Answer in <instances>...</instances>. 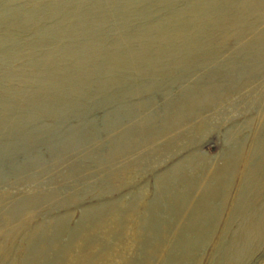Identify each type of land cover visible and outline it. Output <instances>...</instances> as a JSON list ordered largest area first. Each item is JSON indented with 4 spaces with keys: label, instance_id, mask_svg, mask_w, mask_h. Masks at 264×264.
<instances>
[{
    "label": "rangeland",
    "instance_id": "obj_1",
    "mask_svg": "<svg viewBox=\"0 0 264 264\" xmlns=\"http://www.w3.org/2000/svg\"><path fill=\"white\" fill-rule=\"evenodd\" d=\"M0 264H264V0H0Z\"/></svg>",
    "mask_w": 264,
    "mask_h": 264
}]
</instances>
